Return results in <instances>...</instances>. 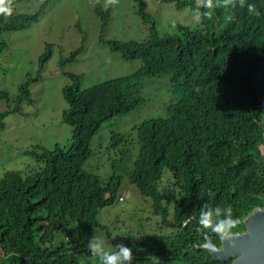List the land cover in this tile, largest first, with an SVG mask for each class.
I'll return each mask as SVG.
<instances>
[{
	"label": "trees",
	"instance_id": "1",
	"mask_svg": "<svg viewBox=\"0 0 264 264\" xmlns=\"http://www.w3.org/2000/svg\"><path fill=\"white\" fill-rule=\"evenodd\" d=\"M24 1L14 0V12ZM136 2L143 23L152 26L150 36L109 45L125 60L140 61L141 69L88 89L82 88L83 76L71 74L63 90L64 123L73 128L70 145L52 151L39 146L30 152L38 169L7 172L0 180V264H102L87 248L100 233L105 251L118 252L121 244L131 248V264H233L234 259L216 260L207 248L208 238L219 247L224 238L201 225V213L230 207L238 221L232 233L238 235L264 209V0H245L244 7L240 0H214L212 8L206 0ZM249 4L258 16L249 13ZM165 5L191 7L198 18L160 35L154 13ZM44 10L0 16V56L9 48L6 34L35 25ZM102 15L106 25L111 14ZM51 56L48 46L40 68ZM163 77L173 85L177 102L164 117L136 125L129 135L111 136L108 181L89 172L99 131L147 107V80ZM37 80L20 87L19 105L30 99ZM9 97L0 91V100ZM125 179L152 201L153 215L160 219L157 231H126L115 238L101 224ZM172 189L179 199L171 196ZM67 230V239L59 237Z\"/></svg>",
	"mask_w": 264,
	"mask_h": 264
},
{
	"label": "rangeland",
	"instance_id": "2",
	"mask_svg": "<svg viewBox=\"0 0 264 264\" xmlns=\"http://www.w3.org/2000/svg\"><path fill=\"white\" fill-rule=\"evenodd\" d=\"M42 7L45 10L39 22L27 30L6 34L9 48L0 56V91L11 95L0 100V180L7 172L25 174L38 169L40 165L30 152L39 146L52 151L57 146L70 145L73 128L64 123L68 106L63 90L70 84L71 74L83 76V89L131 76L141 69L142 63L125 60L109 43L141 42L151 34L152 26L143 23L136 0H118L114 5H107L106 0H32L16 8L18 13L36 14ZM106 12L111 15L105 25L102 13ZM154 16L160 35L173 34L179 24L185 25L188 18H193L189 9L178 10L171 5H165ZM48 46L52 56L40 68ZM78 50L83 52L74 58ZM38 77L30 86V99L19 105L16 98L20 87ZM143 96L148 100L147 107L106 123L96 135L92 143L95 157L89 162V172L108 181L111 136L129 135L136 125L164 117L168 107L177 102L178 94L169 78L163 77L148 79ZM120 196L125 201H117L101 216V224L115 238L127 235L126 231L151 233L159 229L160 219L153 215L152 201L127 179L122 183ZM171 196L180 198L174 191ZM175 203L172 200L171 209ZM103 235L100 233L99 241L106 249ZM69 236L68 230L59 234L66 239Z\"/></svg>",
	"mask_w": 264,
	"mask_h": 264
},
{
	"label": "clouds",
	"instance_id": "3",
	"mask_svg": "<svg viewBox=\"0 0 264 264\" xmlns=\"http://www.w3.org/2000/svg\"><path fill=\"white\" fill-rule=\"evenodd\" d=\"M157 1L161 2L163 0H157ZM204 1L205 0H197V2H201V3ZM30 2H32V0H26V1L22 2L21 4H23V3L28 4ZM206 2H207V6L209 8L213 7L214 0H206ZM225 2H231V0H225ZM244 2H245V0H240V6L241 7H244ZM117 3H118V0H106L107 5H114ZM13 5H14V0H0V16H4L5 18H7V17H10L14 13L20 14V13H18L17 9H16V12H14ZM171 6L174 7V5H171ZM42 8H44V7H42ZM247 8H248V11L250 14L257 15V16L259 15V12L256 10L255 5L249 4V5H247ZM186 9H189V11L191 12V15L193 17V18H188V20L186 22L187 23H190V22L193 23V21H191V19L198 18V16L193 11H191L192 10L191 7H187ZM27 15H35V14H27ZM229 19H231V17ZM124 201H125L124 197L119 196L118 202L123 203ZM200 223L204 228L211 229V230L215 231L217 234H219L222 238L228 239V238L232 237V235H233L232 229L236 226L238 221L233 219L232 209L230 207L225 208V209H221L220 207H217L215 209L214 213L212 211L202 212L201 216H200ZM246 233H247V231H246ZM245 234H240V235H245ZM223 240H222V246L219 247V246H216L208 238V244L206 246L209 249V245L211 242L214 246L222 249ZM117 247L119 248L118 252L117 251H115V252L105 251L102 242L99 241L95 237H93L87 245L88 250L92 253L93 256L99 257L100 260L102 261V264H131V262L134 259L132 249L124 246L123 244L117 245ZM234 260L236 261V259H234ZM224 263H226V262H224Z\"/></svg>",
	"mask_w": 264,
	"mask_h": 264
},
{
	"label": "water",
	"instance_id": "4",
	"mask_svg": "<svg viewBox=\"0 0 264 264\" xmlns=\"http://www.w3.org/2000/svg\"><path fill=\"white\" fill-rule=\"evenodd\" d=\"M209 249L223 263L236 259L234 264H264V209L250 219L245 235L224 239L222 249L210 242Z\"/></svg>",
	"mask_w": 264,
	"mask_h": 264
}]
</instances>
